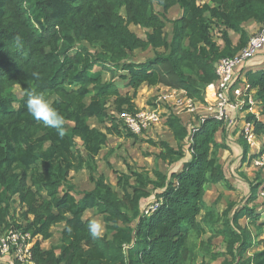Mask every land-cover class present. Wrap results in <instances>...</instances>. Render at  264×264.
Wrapping results in <instances>:
<instances>
[{
	"label": "trees",
	"instance_id": "trees-1",
	"mask_svg": "<svg viewBox=\"0 0 264 264\" xmlns=\"http://www.w3.org/2000/svg\"><path fill=\"white\" fill-rule=\"evenodd\" d=\"M207 1L210 4L0 0V232L13 225L36 239L31 247L33 264H198V259L200 264H215L220 258L218 264H264V219L248 206L261 184L247 180L250 196L241 207L227 200L219 211L221 196L211 205L203 198L206 185L226 182L219 150L228 149V127L221 121L206 118L191 132L170 111L164 125L177 146L147 139L159 148L151 169L127 165L128 172L116 171L118 190L98 171L96 157L108 135L138 139L118 114L136 109L133 97L141 84L183 89L204 102L208 86L217 78L215 64L246 46L244 23L264 24V0ZM175 5L181 14L170 21L171 34L166 35V13ZM131 25L148 30L142 37ZM213 29L220 33L217 39ZM229 31L239 34L236 44ZM135 50L153 54L133 62L129 57ZM101 62L106 63L104 70L126 72L120 77L134 90L132 96L121 95L112 81L103 82L101 73L93 71ZM33 71L40 73V80L32 77ZM245 78L264 114V67L247 71ZM15 85L23 90L22 96L13 92ZM32 88L64 116L63 136L27 112L25 93ZM112 98L115 111L110 114ZM95 116L110 125L105 130L91 126L88 120ZM246 117L253 122L255 135L264 136V122L253 114ZM218 131L222 142L216 140ZM240 141L246 160L248 144ZM158 161L168 167L179 162L182 167L168 174ZM72 169L89 171L92 187L79 198ZM151 195L156 209L144 214L143 203ZM89 209L102 216L105 231L100 237L93 238L88 231L90 220L84 214ZM243 217L248 218L246 225L240 223ZM61 223L60 242L43 249L41 240L51 238L52 227ZM65 224L71 226L70 232ZM219 236L223 250L213 242ZM256 246L260 248L251 252Z\"/></svg>",
	"mask_w": 264,
	"mask_h": 264
},
{
	"label": "built area",
	"instance_id": "built-area-1",
	"mask_svg": "<svg viewBox=\"0 0 264 264\" xmlns=\"http://www.w3.org/2000/svg\"><path fill=\"white\" fill-rule=\"evenodd\" d=\"M264 49V24L249 37L243 48L235 55L226 56L215 64L216 86L212 97L205 96L204 102L190 97L185 90L171 89L162 92L149 106L137 108L134 111L124 110L118 114L128 130L140 134L151 125L164 123L166 114L170 111L180 115H189L192 125L187 127L191 132L197 130L199 124L206 118H214L224 125H232L238 113L243 114L242 136L249 144L255 141L254 125L247 120V114L259 115L258 102L246 83L238 79L236 70ZM241 82V83H240ZM206 94V93H205ZM204 110L203 113H199ZM198 118H196V116ZM186 123V122H185ZM251 166L264 175V152L258 151L251 159ZM258 194L264 197V183L259 187ZM157 203H149L143 207L144 214H150L156 209ZM33 238L23 229L10 225L0 232V255L12 254L22 264H33L31 247Z\"/></svg>",
	"mask_w": 264,
	"mask_h": 264
},
{
	"label": "crops",
	"instance_id": "crops-1",
	"mask_svg": "<svg viewBox=\"0 0 264 264\" xmlns=\"http://www.w3.org/2000/svg\"><path fill=\"white\" fill-rule=\"evenodd\" d=\"M175 6H177V5H175ZM174 7V6H173ZM179 8V7H178ZM171 9V8H170ZM169 9V10H170ZM180 9V8H179ZM168 10V11H169ZM180 14H181V10H180ZM179 14V15H180ZM179 17V16H178ZM244 28H245V30L247 31V33H248V35H249V37L250 36H252L254 33H256L259 29H260V27L262 26V24H259V23H256L255 21H253V20H248V21H246L245 23H244ZM132 27H134V28H140L139 26H135V25H131L130 26V28H131V30H133L134 32H136V30H134V29H132ZM140 29H142L143 30V33H144V35H145V31H147L148 29H144V28H140ZM137 33V32H136ZM138 34V33H137ZM171 34V31H170V33H169V35ZM139 36H142L141 34H138ZM144 35L142 36V37H144ZM229 36H230V39H231V41H232V43L233 44H236L237 43V41H238V38H239V34L238 33H235V32H232V31H229ZM136 51H141V50H135L132 54H134ZM149 51V50H148ZM130 61H133V62H138V61H142V60H140V59H138L137 61H135V60H132V59H129ZM103 64H105L106 65V63H103V62H101V63H97V64H95V66H94V69H93V71L94 72H96V73H101V75H102V79H103V82H110V81H112L117 87H118V89H119V92H120V94L121 95H125V94H129V95H133V92H134V90L131 88V87H129L128 85H127V81L125 80V79H123V78H121L120 77V75L121 74H125L126 72H123V71H121L120 69H117V73H115L114 71H115V68H113L112 67V69H109V70H104L103 68H102V65ZM264 67V49L262 50V51H260L257 55H255L253 58H251L249 61H247L243 66H241L240 68H238L237 70H236V74H238V79H240L241 80V82H243V83H246V78H245V74H246V72L247 71H249V70H258V69H261V68H263ZM114 70V71H113ZM118 80H121L123 83H125V85H126V87H125V89L124 90H122L121 88H120V85H119V81ZM240 82V83H241ZM16 86H18V87H20L19 85H15V87ZM216 86V81H214L213 83H211L209 86H208V88H207V90H206V94H205V96L207 97V96H209L210 95V97H212L213 95H214V92H213V90H214V87ZM142 87H145V92L146 93H148L150 90H149V88L150 89H152L151 91H150V93H152V91L153 90H155V89H158L159 88V92H158V95L162 92V94L164 93V92H168L169 90H171V89H175V90H177V91H180V89H176V88H172V87H167V86H164V85H161V84H158V85H147V84H145V83H143V84H141L139 87H138V89L136 90V94H135V96L133 97V102L135 103V105H136V107L137 108H142V107H144V104H146L145 103V100L142 98L141 100L139 99V97H140V95H139V91H140V89L142 88ZM183 90V89H182ZM251 92H252V94H253V96L255 95V91L254 90H251ZM21 95H23V94H21ZM157 97V96H156ZM255 98V97H254ZM256 99V98H255ZM257 100V99H256ZM86 101H88V99L86 100ZM257 102H258V109H259V111H258V113H259V115H257L256 116V118L258 119V120H260V121H263L264 122V114L262 113V104L260 103V101H258L257 100ZM115 111V106H114V104H113V98H112V100L109 102V108H108V112L111 114V113H113ZM204 112V110H200V112L199 113H203ZM184 116V115H183ZM196 117H197V115H195ZM242 116H243V114H240V113H238V115H237V117L236 118H234V121H233V124L232 125H225L226 126V128L228 127V129H227V134H226V140H225V142H226V144L228 145V149H220L219 150V161H220V163L222 164V167H223V169H224V173H225V177H226V182L225 181H221V182H218V183H214V184H208V185H206V187H205V192H204V196H203V198H204V201H205V203L207 204V205H211L212 204V202L215 200L214 198H216L217 196V192H224L225 194H226V196H228V200L229 201H234V202H236V206H243V205H245V203H246V201H247V199H248V197L250 196V194H249V184H248V182H246V180H245V182H246V185L247 186H245V187H243L242 188V190H243V194L242 195H240V196H238V194L237 195H235V192H237V191H232V188H237V186L236 185H234V184H232V180H230L231 179V177H230V175L232 174V173H234V171H235V169L237 170V168H238V171H240V173L239 174H241V176H242V178H244L243 176H246L247 175V178H249L248 180H250V182H253V183H255V171H257L253 166H251V164H250V161L248 160V158L250 157V156H254L258 151H261V149H262V147H263V143H264V136H255V141H254V143L253 144H249V143H247V141L244 139V137L242 136V125H243V119H241L242 118ZM92 119H94L95 121H97V123L99 124V122H101L100 123V125H104V127H98L97 125H92L91 123H89ZM181 120L183 121V119H182V117H181ZM184 122V121H183ZM88 123L91 125V126H94V127H97V128H99V129H102V130H105V128H106V126H109L110 125V121L109 120H107L106 118H104V119H101V120H99L96 116L95 117H91L89 120H88ZM185 123V122H184ZM186 124V123H185ZM163 126L165 127V129L167 130V132H168V139L166 138H160V139H158V140H164V141H166V142H168L171 146H173V147H176L177 146V142H176V140H175V138H174V136H173V134L170 132V130L164 125V123H163ZM230 129V130H229ZM149 131H150V129H149ZM109 136H114V138L115 139H120V141H128L129 139H134V138H127V137H124V136H117V135H112V134H110V135H108V139H107V142H106V144L102 147V149L100 150V152H99V154H98V156L96 157V160H97V165H98V168L99 167H101V165L99 166V163H98V159L100 158V157H102L101 156V153H102V151H103V149L104 148H106L107 147V144H108V141H109ZM170 138V139H169ZM241 138H242V140H244L247 144H248V154H247V157H246V160L243 158V147H242V144L240 143L241 141ZM139 139H141L140 137H139V135H138V139L136 140V139H134V140H136V141H138ZM134 140H132L133 142H134ZM216 140L218 141V142H222V134H221V131H218L217 133H216ZM76 141H77V144H78V146H79V148H80V150L82 151V153H84V151H83V146H82V144H81V141H80V139L79 138H76ZM155 141V140H154ZM174 143V144H173ZM150 146V145H149ZM151 147H152V150H148V152L150 153V155L148 154V156L146 155L145 157H150V156H152L153 157V159H152V166L150 167V168H147V167H145V166H141V167H136V166H134V165H132L131 166V168L133 169V170H140L141 168H146V169H151L153 166H154V161H155V153H158L159 152V148H157L156 146H152L151 145ZM107 153H108V151L104 154V155H106V159L107 160H109V157L107 156ZM111 156V155H110ZM188 157V156H187ZM186 157V158H187ZM159 163L161 164V163H163V164H166V163H164V162H162V161H159ZM224 165H226V169L224 168ZM161 166V165H160ZM166 166H167V164H166ZM168 167V166H167ZM181 164L178 162V163H176V164H173V165H171V166H169L168 168V170H169V172H168V174H170L171 172H178V171H180V169H181ZM110 169L112 168V167H109ZM228 168V169H227ZM115 169H117V168H115ZM100 170L102 171V172H100L99 170V172L100 173H103V172H105L104 171V169H101L100 168ZM162 170H163V168H162ZM79 171H83L85 174H86V176H87V181L85 182V184H84V187H82V188H79L76 184H75V182L74 181H72L73 182V184L75 185V191H76V194H75V196H76V198H79V197H81V195H82V192L83 191H85V190H87V189H90L91 187H92V184H91V182L89 181V171L87 170V169H80V170H78V171H75L74 169H72L71 171H70V176H71V178L73 177V175H74V173L75 172H79ZM114 171H122V172H128V169L126 168V170H120V169H118V170H114ZM165 171V170H164ZM241 171H244L245 172V174H244V172H241ZM106 173V172H105ZM104 174V173H103ZM107 174V173H106ZM105 175V174H104ZM116 173H115V185H113L112 184V182L110 181V179H109V177H107L108 176V174H107V179H108V181L110 182V184L113 186V188L114 189H116V188H118L117 187V177H116ZM263 175V174H262ZM236 177H237V175H236ZM89 181V182H88ZM230 183V184H229ZM228 184L231 186V187H228ZM116 187V188H115ZM209 188H211V190H210V192L212 193V195H213V193H214V196H213V199L214 200H212L211 202L210 201H208L207 199H206V192L208 191V189ZM77 189H80V192H78L77 191ZM116 190H118V189H116ZM78 193V194H77ZM211 195V196H212ZM152 196L153 195H151L150 196V198H152ZM210 196V197H211ZM148 201H152V200H148ZM239 201V203H237ZM259 202H264V199H262V198H260L257 194H256V197H255V199L254 200H252V201H250L249 203H248V206L249 207H254V209H255V212L256 213H260L261 215L263 214V212H261V211H259L258 212V210H257V205H255L254 206V203H257L258 205H259ZM264 204V203H263ZM263 207H264V205H262ZM226 207V206H225ZM224 207V208H225ZM223 205H222V208L220 209L219 207H218V210L219 211H222L223 209ZM90 210H94V209H89V211ZM242 222H244V223H242ZM240 223L242 224V225H246L247 223H248V218L247 217H243V218H241L240 219ZM62 223L61 224H58V225H56V226H60V230H61V228H62ZM55 226H53L52 227V229L54 228ZM103 235V234H102ZM206 235V237H208L209 236V233H206L205 234ZM204 235V236H205ZM264 237V232H263V235L261 236V238H263ZM50 239V238H49ZM49 239H47V240H49ZM47 240H43V241H47ZM216 240H218L220 243L222 242V238L219 236V237H216V238H214L213 239V242H215ZM222 246V248H221V250H223V248H224V246H223V244L221 245ZM41 247L43 248V249H48L50 246H48V247H44V246H42V240H41ZM260 248V246H256V247H254L252 250H251V252H254V251H256V250H258ZM9 258V256H6V255H0V263H2V264H12L11 263V261L8 259ZM9 262V263H8ZM219 263V262H218Z\"/></svg>",
	"mask_w": 264,
	"mask_h": 264
},
{
	"label": "rangeland",
	"instance_id": "rangeland-1",
	"mask_svg": "<svg viewBox=\"0 0 264 264\" xmlns=\"http://www.w3.org/2000/svg\"><path fill=\"white\" fill-rule=\"evenodd\" d=\"M197 2L199 4H203L205 2L210 4V2L207 1V0H197ZM156 9H157V11H160L159 8L156 7ZM179 14H180V9L178 8V6L172 7L166 13L167 20H166V26L164 28V31H165L166 35H169V33L171 31V28H172V24H171L170 21L172 19L178 17ZM132 29L136 30V32L138 34H141L142 36L144 35L142 29L134 28V27H132ZM212 33H213V36H214L215 39H217L219 37L220 33L217 30L213 29ZM72 51H74V50H72ZM72 51L70 53H72ZM152 54H153L152 50H149V51L148 50L147 51H136L134 54H131L129 59H132V60H135V61L140 59V60L143 61L144 59H146L147 57L151 56ZM115 73H117V70L115 71ZM118 81H119L120 88L122 90H124L125 87H126L125 83H123L121 80H118ZM149 90L151 91L152 89L149 88ZM150 91L148 93H146L145 92V87H142L140 89V91H139V95H140L139 99L141 100L143 98L145 100V103H146V104H144V107L149 106V104H152V102L155 101L156 96L158 95V92H159V88L153 90L152 93H150ZM13 92L19 97L22 96L21 94H23V90L21 89V87H18V86H16V87L14 86L13 87ZM180 116L182 117L183 121L186 122L187 126L189 124H191V125L193 124L191 116H189V115H184V116L180 115ZM196 118H198V117H196ZM99 120H101V119H99ZM89 123H91L92 125H97L98 127H104V125H100L101 122H99V124H98L97 121H95L94 119H92ZM149 129H150V131H149ZM136 135H137V138H138V135H139V137L141 139H139L138 141H136L137 139L136 140L129 139L128 141H120V139H115L114 136H109V141H108L107 147L103 149V151L101 153L102 157H100L98 159L99 166L101 165V167H99L98 170L100 172H102L100 170V168L104 169V171L108 174V176H107V174L105 172H103V173L107 177H109V179H110V181L112 182L113 185H115V181H116L115 180L116 171H114V170H118V169L126 170L127 165H130V166L134 165V166H136L138 168L141 167V166H145L147 168H150L152 166L153 157L152 156L145 157L146 155L148 156V154L150 155L148 150H152L151 145L149 143H147V141H146L147 139H151V140H155V141H158V139H160V138H165V139L167 138L168 139V136H167L168 132L165 129V127L163 126V123L151 125L147 129H144L140 134H136ZM132 140H134V142ZM107 151H108L107 156L109 157V160H107L105 158L106 155H104ZM158 163H159V161H158ZM160 165H161L160 166L161 169L163 168V170H168V167L166 166V164L161 163ZM109 167H112V168L110 169ZM115 168H117V169H115ZM224 168L226 169V165H224ZM241 172H244V171H241ZM239 173H240V171H238V168H237V170L235 169L234 173H232L230 175V177H231L230 180H232V184L237 186V188H232V191H237V192H235V195L238 194V196L243 194L242 188L247 186L246 182L249 179V178H247V175L245 174V172H244V174L246 175L245 176L246 179L242 178L241 174H239ZM255 173H256L255 174V179H254L255 180V184L264 183V175H262V173L260 171H255ZM236 175H237V177H236ZM245 180H246V182H245ZM71 181H74L75 184L79 188H82V187H84V184L87 181V176H86V174L83 171L75 172L73 177L71 178ZM248 181H250V180H248ZM116 189H118V188H116ZM210 190H211V188H209L208 191L206 192V199L211 202L214 199H215L214 201H216L218 196H221V198L217 202V208L219 207L221 209L222 205H223V208H224L226 206L227 200L229 199L228 196H226V194L224 192H220L219 191V192H217V195H216L217 197L213 199L214 193L212 195ZM77 191L80 192V189H77ZM257 195L260 198L264 199V197H261L258 194V192H257ZM148 200H153V199L149 198V199L145 200L143 204L148 205L150 203V201H148ZM237 203H239V201ZM255 205H257V207ZM262 205H264L263 202H259V205L257 203H254V206L257 208L258 212L259 211L263 212L262 215L260 213H259V215H260V218L264 219V207ZM143 207H142V209H143ZM16 211H19V207H17V206H16ZM84 217L88 218L89 220H91V219L99 220L102 223V225H103V233L102 234H104L105 224L103 222L102 216L95 209L94 210H90V211L87 210L85 212V214H84ZM16 218H17V215H15V219ZM242 223H244V222H242ZM59 228H60V226H55L52 229V237L49 240H47V241H43L42 240V246L48 247V246H51V245H54V244H58L60 242V229ZM252 231L255 232V228H252ZM203 238L207 239L208 237H206V235H205ZM35 240L36 239H34L32 243H34ZM214 244H215V248H217L218 250H221L222 242L220 243L218 240H216L214 242ZM6 256H9L8 259L11 261V263H13L14 261H18L17 259L15 260V258L12 256V254H8ZM220 260H221V258L218 259L217 261H215L214 263L218 264V262ZM200 262H201L200 259H198V264H200Z\"/></svg>",
	"mask_w": 264,
	"mask_h": 264
},
{
	"label": "clouds",
	"instance_id": "clouds-1",
	"mask_svg": "<svg viewBox=\"0 0 264 264\" xmlns=\"http://www.w3.org/2000/svg\"><path fill=\"white\" fill-rule=\"evenodd\" d=\"M32 77L35 80H40V73L33 71ZM24 101L27 112L37 122L41 123L45 128L55 129L60 136L65 134L64 131V116L53 106L45 96L38 92L35 88L28 90L25 93ZM67 231H71V226L65 224ZM88 231L93 238L100 237L103 233V225L97 219H91L88 223Z\"/></svg>",
	"mask_w": 264,
	"mask_h": 264
}]
</instances>
